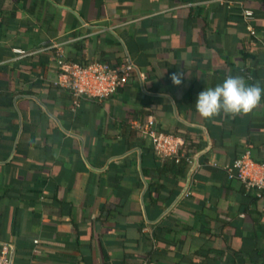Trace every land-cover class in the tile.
<instances>
[{"label": "crops", "instance_id": "0c3cea01", "mask_svg": "<svg viewBox=\"0 0 264 264\" xmlns=\"http://www.w3.org/2000/svg\"><path fill=\"white\" fill-rule=\"evenodd\" d=\"M59 54L138 73L76 105ZM229 75L264 87V0H0V245L14 264H264V198L225 171L247 151L264 162V99L248 115L195 110ZM151 119L194 138L198 165L158 157Z\"/></svg>", "mask_w": 264, "mask_h": 264}, {"label": "built area", "instance_id": "2783aa9c", "mask_svg": "<svg viewBox=\"0 0 264 264\" xmlns=\"http://www.w3.org/2000/svg\"><path fill=\"white\" fill-rule=\"evenodd\" d=\"M253 18L254 12L252 10H244V20L247 24H250ZM252 33L255 32L252 30ZM18 52L24 53L23 51ZM57 66L59 85L73 95L76 105H79L80 101L85 98L104 100L115 96L126 88L133 76L138 73L137 66L129 58L119 65H113L109 62H93L82 65L59 54ZM145 134L150 137L153 150L158 157L175 159L177 163L186 159L188 164L198 165V159L187 153L184 137L157 131L152 119L145 127ZM225 171L229 179L241 181L247 191L264 192V162L255 161L250 151L245 152L231 165L226 166ZM186 196L189 194L186 193ZM13 254L12 245H0V264H14Z\"/></svg>", "mask_w": 264, "mask_h": 264}, {"label": "clouds", "instance_id": "9594fccd", "mask_svg": "<svg viewBox=\"0 0 264 264\" xmlns=\"http://www.w3.org/2000/svg\"><path fill=\"white\" fill-rule=\"evenodd\" d=\"M183 74L171 76L174 85L182 83ZM264 99V87L259 82L249 84L242 76H227L221 84L205 88L195 102L196 112L206 120H212L222 113L227 116L248 115Z\"/></svg>", "mask_w": 264, "mask_h": 264}, {"label": "trees", "instance_id": "16d2710c", "mask_svg": "<svg viewBox=\"0 0 264 264\" xmlns=\"http://www.w3.org/2000/svg\"><path fill=\"white\" fill-rule=\"evenodd\" d=\"M75 63H77V62H75ZM80 64V63H79ZM194 138H187L186 139V147H185V149H186V151H187V153H189L191 150H193V149H195L197 146L194 144ZM244 154V153H243ZM242 154V155H243ZM242 155H240V156H242ZM239 156V157H240ZM166 159H169V160H171V162H172V164L174 165V166H176V167H180V166H183V165H188V163H187V161H186V159H184V160H182L181 162H179V163H177L176 161H175V159H171V158H166ZM245 186V185H244ZM246 188V187H245ZM246 191H247V189H245ZM246 194L248 195V197H251V198H256V199H262V198H264V192H262V191H255L254 192V194H252L251 192H249V191H247L246 192Z\"/></svg>", "mask_w": 264, "mask_h": 264}]
</instances>
